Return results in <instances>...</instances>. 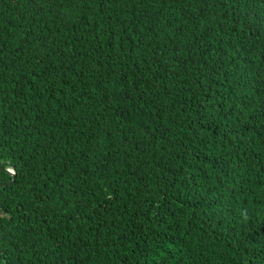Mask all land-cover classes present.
Returning a JSON list of instances; mask_svg holds the SVG:
<instances>
[{"label": "trees", "instance_id": "obj_1", "mask_svg": "<svg viewBox=\"0 0 264 264\" xmlns=\"http://www.w3.org/2000/svg\"><path fill=\"white\" fill-rule=\"evenodd\" d=\"M0 264H264V0H0Z\"/></svg>", "mask_w": 264, "mask_h": 264}, {"label": "clouds", "instance_id": "obj_2", "mask_svg": "<svg viewBox=\"0 0 264 264\" xmlns=\"http://www.w3.org/2000/svg\"><path fill=\"white\" fill-rule=\"evenodd\" d=\"M6 169L8 170V171H10L11 173H12V175H13V173H14V175H15V172H14V170L11 168V167H6ZM13 177V179H14V176H12ZM12 179V178H11ZM11 180H9L8 182H10ZM13 181V180H12ZM11 181V182H12Z\"/></svg>", "mask_w": 264, "mask_h": 264}, {"label": "water", "instance_id": "obj_3", "mask_svg": "<svg viewBox=\"0 0 264 264\" xmlns=\"http://www.w3.org/2000/svg\"><path fill=\"white\" fill-rule=\"evenodd\" d=\"M13 176H14V173H13ZM12 180H13V177H12L11 181H12ZM11 181H10V182H11Z\"/></svg>", "mask_w": 264, "mask_h": 264}]
</instances>
